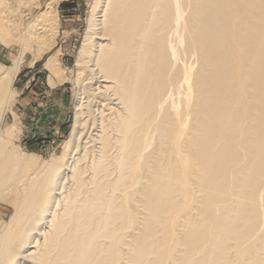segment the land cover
I'll return each mask as SVG.
<instances>
[{
	"label": "bare ground",
	"instance_id": "1",
	"mask_svg": "<svg viewBox=\"0 0 264 264\" xmlns=\"http://www.w3.org/2000/svg\"><path fill=\"white\" fill-rule=\"evenodd\" d=\"M49 10L24 26L0 0V41L42 59ZM87 31L72 150L8 187L0 264H264V0H99ZM13 156L1 196L30 165Z\"/></svg>",
	"mask_w": 264,
	"mask_h": 264
},
{
	"label": "rangeland",
	"instance_id": "2",
	"mask_svg": "<svg viewBox=\"0 0 264 264\" xmlns=\"http://www.w3.org/2000/svg\"><path fill=\"white\" fill-rule=\"evenodd\" d=\"M39 1L41 5L38 8L28 5L31 0H10L12 9L20 10L21 19L17 20L24 26L49 6V12L53 11L52 14L57 17L51 49L42 59H35L40 53L38 48L23 53L18 45L8 47L0 41L2 67H12L16 59L23 56L22 68L12 88L13 97L0 126L5 132V137L2 135L0 138V149L10 152L11 156L15 155L13 157L16 159H27L31 165L24 170L21 168L23 171L19 168L15 173V182L2 189L7 188L9 192L6 190V194L3 191L2 196L0 194V226L3 224L0 229L13 213L10 204L12 195L8 187H17L22 181L25 183L28 179H34L46 163L50 165L61 159L65 161L72 150L71 147L68 151L70 148L66 144L72 139L76 128L78 105L81 102L85 105L87 101L81 89V69L77 62L88 32L89 19L99 0ZM52 58L53 61L49 62Z\"/></svg>",
	"mask_w": 264,
	"mask_h": 264
}]
</instances>
